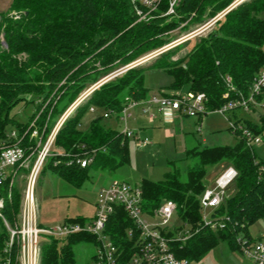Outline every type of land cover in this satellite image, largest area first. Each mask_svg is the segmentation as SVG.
Masks as SVG:
<instances>
[{
    "label": "trees",
    "instance_id": "1",
    "mask_svg": "<svg viewBox=\"0 0 264 264\" xmlns=\"http://www.w3.org/2000/svg\"><path fill=\"white\" fill-rule=\"evenodd\" d=\"M233 1L181 0L175 7L176 14L165 16L170 0H163L158 10L165 16L162 18L165 26L144 24L133 27L137 20L134 7H145L135 5L131 0H13L10 11L16 15L0 17L3 35V41H0V146L15 132L7 133L10 126L16 127L20 136L27 130L26 125L15 119L12 110L28 97L32 98L30 102L36 109H40L57 85L67 78L65 87L69 93L63 94L62 98L71 104L80 92L97 83L117 64L131 63L162 47L167 40L165 34L176 27L175 22L195 14L196 23H205L224 12ZM263 15L264 0L241 3L218 20L206 38L194 44L184 63L168 62L164 60L167 57L164 54L149 67L130 69L125 77L95 90L59 130L54 146L65 155L49 157L48 166L66 179L79 183L89 167L82 169L76 163L69 165V161L73 155L81 154V150L95 152L92 164L96 167L118 168V154L126 161L127 137L106 128L100 119L94 120L87 132L80 131L78 125L82 115L93 107L119 114L127 98L138 102L146 100L148 90L144 85V73L148 68H158L169 74L175 92L187 89L195 94H205L206 112L219 110L231 101L247 100L254 80L264 68ZM168 20L172 22L168 24ZM35 96L38 101L33 99ZM254 100L249 109L257 115L259 123L246 121L237 128L239 122L235 119L231 127L237 138L234 146L190 150L186 160L191 161L192 166L188 167L186 180L177 169L161 181L144 179L140 183L145 213L152 214L166 202L177 205L176 214L191 235L179 239L171 229L165 234L171 240L174 255L189 264L204 258L221 242L240 249L248 227L264 218V162L243 133L248 130L253 137L264 141V88ZM240 110L243 109L232 112ZM64 111L61 112L58 106L54 108L53 127ZM201 119L202 116L199 121ZM43 126L44 122L37 128L40 134ZM50 131L44 130V142ZM24 144L30 145L28 154L37 148V142H30L28 137ZM220 163L233 167L238 176L231 185L232 191L212 215L214 219L223 220L225 226L212 229L203 225L200 198L207 189L204 183L207 169ZM14 198L13 212L16 213L20 195ZM9 209L11 207L7 206L6 212ZM85 223L83 219H77L65 224ZM132 226L126 213L117 208L106 233L117 247L128 252L132 242L127 231ZM240 233L242 239H239ZM5 239L3 228L0 250ZM82 243L93 245L96 253L97 240L87 233L44 240L40 264H76L75 247Z\"/></svg>",
    "mask_w": 264,
    "mask_h": 264
},
{
    "label": "rangeland",
    "instance_id": "2",
    "mask_svg": "<svg viewBox=\"0 0 264 264\" xmlns=\"http://www.w3.org/2000/svg\"><path fill=\"white\" fill-rule=\"evenodd\" d=\"M237 1L234 0L226 11H224L225 13H222L225 15L238 7L240 4ZM246 1L248 0L242 3ZM12 2L13 0H0V17L6 14H9V16L16 15L15 12L10 11ZM134 12L137 20L133 24V27L144 24L161 27L166 25V22L162 19L165 17L164 14L158 9L152 11L148 10V8L134 7ZM195 18V14H192L186 20L175 22L176 27L165 34L167 40L162 47L142 55L131 63L117 64L106 75L103 74L104 76L97 83L92 84L80 92L79 96L71 104L67 99L62 98L63 94L69 93V90L65 87L67 80L65 78L52 91L51 96L40 109H36L35 104L30 102L32 98L28 97V102L23 101L12 110L13 116H15V119L20 124L23 123L26 125L24 126V128L27 127L25 132L39 128L40 124L44 122V130H51L48 138H56L65 122L75 115L77 109L87 102L95 90L104 84L125 77L130 69L136 67L147 68L152 65L156 58L164 54H167L164 60L168 62L176 63L180 61L184 63V59L193 49L194 44L206 38L215 27L214 23L206 26L209 20L205 23H196L194 21ZM170 22L172 20L167 21L168 24ZM0 41H3L1 30ZM188 41L192 42L188 45L185 44ZM95 66H98V64H95ZM102 72H105V70ZM172 83L173 78L161 69L148 68L144 73V85L148 90L147 99L154 96L162 99L166 94H186L189 92L187 89L173 91L171 88ZM36 98L38 97L35 96L33 99L38 101ZM57 106L61 112L65 111L60 115L56 126L53 127L52 118L55 114L54 108ZM142 107L145 108V106ZM93 109V112L87 110L82 115L78 125L80 131L87 132L92 122L100 119L106 128L120 134L124 133L126 127L124 121L119 120L116 115L106 118L105 115L109 114V112L102 108L93 107ZM129 115L131 117L128 119L127 127L136 134V139L133 137L127 140L126 161L123 155L118 154L116 156V161L119 165L118 168L96 167L90 164L85 172L84 179L78 183L76 181H70L63 175L55 172L52 166H48V160L45 161L36 184L35 192L39 207V223L43 228L53 229L63 226L69 220L77 219H83L86 222L85 224L92 222L96 215V205L99 201L101 191L107 189L115 182L127 183L132 187L139 188L142 180L161 181L166 174L177 169L181 172L182 178L186 180L188 167L192 166V162L186 160L190 150L193 148L232 147L236 144L237 139L231 131V127L236 121L235 119L239 122L237 128H241L246 121L255 124L259 123V118L254 112L250 110L245 111L244 109L235 113H222L219 110L208 111L202 115L200 121L199 116L194 118L189 117L186 112L164 116L159 114L156 108H151L145 112L142 111L141 107H136L129 111ZM44 130L40 134V137L43 136ZM12 131L18 133L16 127L10 126L7 133L9 134ZM139 140H147V146L141 148L139 146ZM43 143L44 138L42 137L41 144ZM250 145L258 158L264 162V141L261 139L258 144L251 141ZM24 146L29 148L30 145L24 144ZM32 153L33 151L29 152L28 159L18 168V177L12 185V187L14 186V196H21L20 202H22L26 191L27 168L36 158V154L32 155ZM84 153L86 152L81 150V154L79 153V155L84 156ZM90 153L92 154L93 151ZM57 154L65 155L62 150L53 146L50 150V156ZM93 155H95V152ZM56 157L58 156L54 158ZM229 168L230 166L225 163L208 168L204 179L206 188H213L217 179ZM9 186L7 185L8 188ZM232 186L226 190V196L232 191ZM5 213L9 224L13 226V218H17L18 211L13 214V210L9 209ZM213 213V209L202 210L201 216L205 217L207 221H212ZM151 220L158 221L157 218ZM3 225L2 221H0V232L4 228ZM168 227L176 232V236L179 239L186 238L187 234L188 236L191 235L189 228L183 224L176 213L170 219ZM246 235L247 237L243 239V246L246 248V251L243 250V247L234 249L228 243L221 242L204 258L191 262L190 264H255L249 254L254 252L255 247L259 243H264V218L249 226ZM242 238L243 234L240 233L239 239ZM104 242L107 243V240ZM75 253L76 264H93L92 257L95 253L93 245L79 244L75 247Z\"/></svg>",
    "mask_w": 264,
    "mask_h": 264
},
{
    "label": "built area",
    "instance_id": "3",
    "mask_svg": "<svg viewBox=\"0 0 264 264\" xmlns=\"http://www.w3.org/2000/svg\"><path fill=\"white\" fill-rule=\"evenodd\" d=\"M245 0H238L241 4ZM133 4H140L149 10H157L163 0H131ZM181 0H170L168 12L165 16L175 15V7ZM226 11V10H225ZM225 13V12H224ZM224 13L217 15L208 21L206 26H210L224 16ZM226 15V14H225ZM230 84V80H227ZM264 88V68L260 71L251 89V94L247 100L231 101L220 112H232L237 108L249 111V105L254 103L255 96ZM226 95L225 97H227ZM142 106H145L143 108ZM136 107H141L142 111H149L156 108L159 114L171 116L186 112L189 117H197L206 114L205 94H186L165 95L162 99L152 97L143 101L126 99L124 108L119 114L109 113L105 117L116 115L126 124L125 131L122 133L127 138H135L136 134L127 127L128 119L131 117L129 111ZM94 109H91L93 112ZM155 118V117H154ZM153 118V119H154ZM248 144L253 141L260 143V138H255L248 130H243ZM37 142V148L32 155L36 154L33 163L27 168V185L17 218H13V226L6 219L5 212L7 206L13 210L14 193L12 187L17 176L18 168L28 159V148L24 146L26 138ZM40 139V140H38ZM55 138H48L41 144L42 137L40 131L34 128L30 132H25L22 136L12 132L2 142L0 146V221L6 230V239L0 250V264H40L41 263V244L48 238L64 239L73 234L87 233L94 236L98 247L95 253L93 264H189L185 260L178 259L171 250V240L165 232L169 229L170 219L177 211V205L173 202H166L152 214L145 213L142 209V192L138 187H132L127 183H113L107 189H103L96 205V215L92 222L88 224H64L56 228H43L39 223V207L35 196L36 184L43 169L45 161L51 157L50 150L54 146ZM40 141V142H39ZM147 140H139V146H147ZM94 152L84 153V156L73 155L69 165L76 163L82 169L88 168L93 163ZM238 173L230 167L216 181L215 186L206 189L200 198L201 210L213 209L214 212L222 205L226 198V190L237 178ZM7 185H10L9 188ZM21 197V196H20ZM121 208L133 226L128 229L127 236L132 242L128 252L121 250L106 233L107 225L117 211ZM14 214V212H13ZM157 222L151 220L156 219ZM229 222V218H226ZM204 226L212 229L224 228V221L212 217V221H207L202 217ZM107 240V243L104 241ZM243 250V241L240 242ZM255 264H264V243H259L253 253L249 254Z\"/></svg>",
    "mask_w": 264,
    "mask_h": 264
}]
</instances>
